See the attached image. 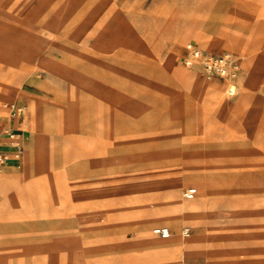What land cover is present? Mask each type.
<instances>
[{
    "label": "rangeland",
    "instance_id": "374dc122",
    "mask_svg": "<svg viewBox=\"0 0 264 264\" xmlns=\"http://www.w3.org/2000/svg\"><path fill=\"white\" fill-rule=\"evenodd\" d=\"M188 42L240 60L234 94L224 78L184 63ZM17 107L21 170L29 137L32 164L69 171L60 180L72 181L71 196L87 212L104 210L92 240H131L122 219L131 208L136 218L181 211L170 236L211 229L229 264H264V0H0L3 130L14 129ZM201 217L210 223L191 220ZM205 261L198 252L185 264Z\"/></svg>",
    "mask_w": 264,
    "mask_h": 264
},
{
    "label": "crops",
    "instance_id": "0c3cea01",
    "mask_svg": "<svg viewBox=\"0 0 264 264\" xmlns=\"http://www.w3.org/2000/svg\"><path fill=\"white\" fill-rule=\"evenodd\" d=\"M32 104L35 109V103ZM0 111L3 110L0 108ZM3 113L2 116L0 113V132L8 122V115L5 111ZM21 119L22 116L11 119V123L22 137L24 127ZM25 145L28 153L25 169L21 170V157H12L0 172V264H90L84 263L80 255L86 254L90 258L112 252L122 254L124 251H131L132 258L108 264H185L191 254L198 252L205 254V264H229L217 252L219 243L211 229L201 236L195 235L185 240L175 233L168 237L151 233L150 226L156 223H166L168 226L161 227L170 231V227L183 223L185 219H182L181 212L172 214L168 210L169 214L165 213L163 218L148 220L149 217L137 219L138 212L131 208L122 218L125 228L136 232L131 240L126 241L123 234V237L92 240L93 231L102 229L108 222L104 210L93 212L97 208L92 207L87 212L84 203L71 196L74 188L72 181L60 180L73 177L66 175L70 172L48 170L41 164H32L29 137L25 139ZM2 148L10 149L6 135H3ZM191 220L210 223L207 217Z\"/></svg>",
    "mask_w": 264,
    "mask_h": 264
},
{
    "label": "built area",
    "instance_id": "2783aa9c",
    "mask_svg": "<svg viewBox=\"0 0 264 264\" xmlns=\"http://www.w3.org/2000/svg\"><path fill=\"white\" fill-rule=\"evenodd\" d=\"M187 54L184 56V63L187 66H200L203 71L209 76H220L228 81L229 92H236V81L242 71L240 60L230 52H206L199 46L193 43H188L186 46ZM22 116V108L17 107L11 112V119H16ZM3 131V130H2ZM0 132V170L4 167L12 157L19 158L23 154V145L21 132L16 129H5L7 134L8 145L10 149H3V135ZM194 189H189L186 192L187 197H193ZM155 232L163 237L170 236L168 228H156ZM184 235L190 234V229L183 230Z\"/></svg>",
    "mask_w": 264,
    "mask_h": 264
},
{
    "label": "bare ground",
    "instance_id": "6f19581e",
    "mask_svg": "<svg viewBox=\"0 0 264 264\" xmlns=\"http://www.w3.org/2000/svg\"><path fill=\"white\" fill-rule=\"evenodd\" d=\"M200 38H199V42L202 44V46H206V39H205V37L203 36V35H200L199 36ZM204 38V39H203ZM236 41H238L237 39H236ZM209 42V41H208ZM238 47L240 48V50H241V52H242V54L243 55H245V54H249L250 55V53H249V50H248V47H247V43H239V45H238ZM249 62V61H248ZM245 83V82H244ZM201 86H202V88L204 89V90H206L214 99H216L222 106H224V107H233L234 106V104H232L230 101H228L225 97H224V95H223V91L221 90V88L220 87H218L217 85H215L213 82H211V81H208V80H203L202 82H201ZM241 101H242V98H241ZM235 102V101H234ZM18 104V103H17ZM237 104V103H236ZM238 106V105H237ZM2 135H6L7 136V134L5 133V132H3L2 133ZM1 172V171H0ZM27 180V179H26ZM3 186V185H2ZM15 186V185H14ZM17 188V187H16ZM7 189H8V187H7ZM3 191V190H2ZM1 201V200H0ZM184 207H186V206H189V205H186V204H184L183 205ZM172 210V209H171ZM182 211H184V209L182 210ZM181 212V211H180ZM167 214H169V213H167ZM174 214V213H173ZM164 215V214H163ZM169 216V215H168ZM179 217H180V215H178ZM148 217V216H147ZM146 217V218H147ZM158 217V216H157ZM156 217V218H157ZM161 217V216H160ZM159 217V218H160ZM143 218H145V217H143ZM138 219V218H137ZM148 220L150 219V218H147ZM185 219V218H184ZM129 220V219H128ZM136 220V219H135ZM153 220V219H152ZM139 221V220H138ZM151 221V220H150ZM136 222V221H135ZM136 223H138V222H136ZM103 225V224H102ZM102 225H100V226H102ZM181 237V236H180ZM164 241H167L168 239H164V238H162ZM181 239H183V240H185V239H187L186 237H184V236H182L181 237ZM189 243H190V241H189ZM163 245V244H162ZM194 246V245H193ZM156 247V246H155ZM159 247V246H158ZM148 249V248H147ZM150 249V248H149ZM157 249V248H156ZM135 250V249H134ZM142 250V249H141ZM123 251V250H122ZM153 251V250H152ZM136 253V252H135ZM168 254V253H167ZM176 255V254H175ZM178 255H179V253H178ZM163 256V255H162ZM130 258H132V252L131 251H128V252H123L122 254L121 253H119V252H117V254H116V256H115V259L114 260H110V261H107V262H103V263H101V264H108V263H111V262H113V261H115V260H123V261H125V260H129ZM185 259V258H184ZM82 261L84 262V263H86L83 259H82ZM184 262V261H183Z\"/></svg>",
    "mask_w": 264,
    "mask_h": 264
}]
</instances>
